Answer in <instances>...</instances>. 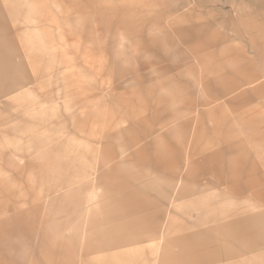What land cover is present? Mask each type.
Returning <instances> with one entry per match:
<instances>
[{
	"label": "rangeland",
	"instance_id": "rangeland-1",
	"mask_svg": "<svg viewBox=\"0 0 264 264\" xmlns=\"http://www.w3.org/2000/svg\"><path fill=\"white\" fill-rule=\"evenodd\" d=\"M263 70L264 0H0V264H107L81 253L97 241L89 220L104 215L107 190L96 179L116 163L129 167L107 184L140 169L156 174L134 156L139 145H128L155 112L176 121L144 141L149 160H172L171 143L194 161L217 151L233 169L223 175L238 184L220 187L215 201L206 196L204 217L196 216L199 203L161 206L187 219L191 256L198 258L203 237L229 239L215 226L261 225L259 214H227L264 211V97L228 100L264 79L199 107L196 118L182 110L190 99L211 98L208 81L238 82ZM105 154L114 158L102 166ZM161 244H145L140 256L159 264Z\"/></svg>",
	"mask_w": 264,
	"mask_h": 264
},
{
	"label": "crops",
	"instance_id": "crops-1",
	"mask_svg": "<svg viewBox=\"0 0 264 264\" xmlns=\"http://www.w3.org/2000/svg\"><path fill=\"white\" fill-rule=\"evenodd\" d=\"M138 78L134 77V80ZM264 79V70L261 73H255L247 78H242L241 81L216 80L205 83L204 88L209 90L210 99L193 100L190 99L183 107V113L191 115L196 114L195 118L200 116L199 107H207L215 102L220 101L226 96H229L239 90L243 85H248ZM264 97V84L260 83L250 90H243L237 93L228 100L233 105H240L248 101H254ZM156 112L151 118L152 126L145 127L141 138L128 141V145L138 148L134 152V156H144L147 163H152L153 172L156 174L151 176L147 169H140L136 174L126 172L123 176V181L107 184L106 180L114 177L122 170L127 171V164L116 163L108 170H104L96 179L98 185L104 186L107 190L105 201L101 202L99 207L103 211V217L99 219L89 220V230H95L92 234L96 243L86 244L81 253L84 259H91L92 255H100L101 261L104 263L113 262H128L131 264H149L148 259L151 257L140 256L144 254L142 247L145 244H161L159 254L155 252L153 261L157 258L159 264H246L260 262L264 260V222L261 225H234L215 226L217 230L214 232L228 233L229 239H217L207 241L199 239L196 241L198 258L191 255V240L188 238L189 224L187 219H183L175 210L163 213L161 206L166 208H177L186 203L200 204L202 214L197 217L206 216V196L216 197L223 195V191L216 194L222 186L238 185L231 178L223 175L224 169L226 173L232 174L233 169L231 164H224L219 154L210 152L209 154L201 155L200 161L192 160V155L187 154L185 157L182 152L177 149L176 144L171 143L172 148H175L172 160L161 159L157 157L155 162L150 159L149 153L145 151L144 141L148 137L158 131L168 127L172 122L176 121V115L159 117ZM179 116V115H178ZM180 117V116H179ZM174 120V121H173ZM193 118L185 119L180 124L181 127H189ZM143 121H149L143 118ZM156 139V138H155ZM143 144V145H141ZM153 142L150 140L147 145ZM237 143L232 149L226 146L224 153L231 154ZM229 147H232L230 145ZM149 157V158H147ZM114 158L113 154H105V159L101 165H106L108 160ZM165 161H170L165 162ZM130 165V164H129ZM251 169L255 171L252 165ZM164 174V175H163ZM93 183V181H89ZM250 183H245V185ZM243 185V184H242ZM206 186H209L207 190ZM223 190V189H222ZM107 196V197H106ZM221 206V205H219ZM81 205L76 203L74 209H79ZM185 207V206H184ZM217 216H221V208L214 207ZM227 215L230 217H253L263 216L264 211L248 212L247 210L230 209ZM217 211V212H216ZM261 213V214H260ZM225 215V214H224ZM191 217V216H189ZM177 220L181 224H176ZM63 220L55 223L56 226L62 227ZM66 223V222H65ZM94 227V228H93ZM223 227V228H222ZM206 232L203 225H197L196 229ZM193 230L194 228L191 227ZM220 229V230H218ZM224 229V230H223ZM179 231L181 233L173 235L172 233ZM199 233V232H198ZM238 233H241L238 235ZM200 238V237H199ZM223 238V237H222ZM67 245L62 244L61 250H66Z\"/></svg>",
	"mask_w": 264,
	"mask_h": 264
}]
</instances>
